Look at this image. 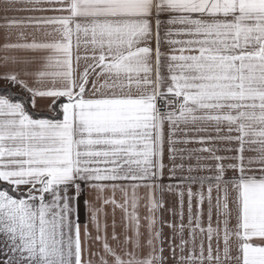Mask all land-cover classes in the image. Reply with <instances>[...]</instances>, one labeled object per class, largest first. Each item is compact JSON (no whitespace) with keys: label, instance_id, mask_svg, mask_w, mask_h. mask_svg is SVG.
<instances>
[{"label":"snow or ice","instance_id":"obj_1","mask_svg":"<svg viewBox=\"0 0 264 264\" xmlns=\"http://www.w3.org/2000/svg\"><path fill=\"white\" fill-rule=\"evenodd\" d=\"M0 33V264H264V0H0Z\"/></svg>","mask_w":264,"mask_h":264},{"label":"crops","instance_id":"obj_2","mask_svg":"<svg viewBox=\"0 0 264 264\" xmlns=\"http://www.w3.org/2000/svg\"><path fill=\"white\" fill-rule=\"evenodd\" d=\"M54 13H36V15H53ZM2 33H0V43H2ZM153 47H155V44L153 43ZM3 55H5V53L0 52V57H2ZM7 55H23V54H18V53H8ZM85 67V63L82 60L80 62V68L79 71L82 72L84 70ZM0 71H2V69H0ZM5 81L0 80V83H4ZM15 89H19L18 87H15ZM50 103L49 100H42L37 98V102H36V108L34 109L32 107L33 110L35 111H44V109L46 108V106ZM204 146H209V145H204ZM237 145H233V147H236ZM178 147H187V148H198L201 147V145L199 144H188V145H179ZM221 155H223L224 153H220ZM246 156H250V155H255L254 153H245ZM176 164H180L181 161L179 159H177L175 161ZM164 164H165V168H164V174H163V179H162V183L164 185H178L179 184V178L182 176H187L188 172L186 171V168L189 164L195 165L196 161L195 160H185L183 161V164L185 165V170L181 171V170H177L176 174H175V179H169L170 173H169V168L172 167L173 162L168 158L167 155V151L165 150V156H164ZM192 175H210V173L208 172H194L192 173ZM193 191H197L199 190V186L198 185H193L192 186ZM179 191H183L184 192V197H183V223L186 225L188 222V198H187V185H182L179 188H174L173 191H164L163 193L157 192L156 196L158 200H161L164 204V208L165 209H172L175 212H179L180 211V197L178 195ZM205 194H206V188L204 189ZM106 195L111 196L110 192H107ZM140 195L141 196H145L146 195V190L144 189H140ZM215 197H216V193L215 191H213V204H215ZM85 198H90L87 197V192L85 194L84 197L80 198V214H79V221L81 223L82 226V230H83V224L85 222H88V228H89V232L92 233L93 235H95V231L89 221L88 215L85 214L84 212V208H83V200ZM115 199L117 201L121 200V193L119 191H117V193L115 194ZM143 204L144 201H141V214L143 215L144 213V209H143ZM100 205L97 204V207H99ZM201 207V211L203 213L202 217H201V222L202 225L206 228L208 226V221H207V200H205V202L200 206ZM196 199L193 198L192 201V211H193V217H195V213H196ZM104 213L107 214L106 218L105 217H101V222L102 223H107L109 225V228L107 229V231L110 233L111 232V223H112V207L110 205H105L104 206ZM157 217L158 219H162L165 222V226L163 227V233H164V238H165V245H167V243L171 240L173 232L172 229L167 227L166 224L167 223H171L173 225H178L181 221H180V217L178 215H173L172 211H165L164 209H161L158 213H157ZM120 220H121V214L119 212V210H117L116 212V222L119 225L120 224ZM216 225V215H215V209H213V218H212V226L215 227ZM158 227H160V225L158 224ZM117 231L119 232L120 229L117 228ZM184 238L188 239V230L187 228L185 229L184 232ZM201 237L198 235L197 239L199 240ZM205 239V247H207V240L206 237ZM173 243H178V240L173 241ZM213 247L215 248V240L213 241ZM166 255H169V252L166 250ZM171 264V262H170Z\"/></svg>","mask_w":264,"mask_h":264},{"label":"trees","instance_id":"obj_3","mask_svg":"<svg viewBox=\"0 0 264 264\" xmlns=\"http://www.w3.org/2000/svg\"><path fill=\"white\" fill-rule=\"evenodd\" d=\"M0 94H8L15 100L23 99L27 94L23 93L20 89H14L11 85H3L0 86ZM28 109L33 115H40V116H48L49 113L47 111H35L32 109L31 104H28Z\"/></svg>","mask_w":264,"mask_h":264},{"label":"rangeland","instance_id":"obj_4","mask_svg":"<svg viewBox=\"0 0 264 264\" xmlns=\"http://www.w3.org/2000/svg\"><path fill=\"white\" fill-rule=\"evenodd\" d=\"M6 83L4 82V83H0V86H3V85H5ZM14 89H15V87H14Z\"/></svg>","mask_w":264,"mask_h":264}]
</instances>
